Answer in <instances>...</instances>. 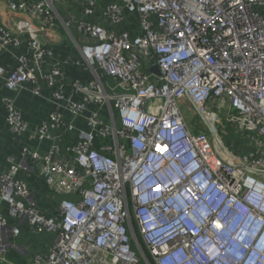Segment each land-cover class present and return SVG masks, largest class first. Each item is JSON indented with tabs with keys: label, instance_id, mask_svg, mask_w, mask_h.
<instances>
[{
	"label": "built area",
	"instance_id": "obj_1",
	"mask_svg": "<svg viewBox=\"0 0 264 264\" xmlns=\"http://www.w3.org/2000/svg\"><path fill=\"white\" fill-rule=\"evenodd\" d=\"M4 1L24 16L14 28L0 17V54L15 60L0 64V87L45 86L52 108L34 131L49 149L23 145L0 173V264H14L9 252L27 264H264V0ZM57 30L79 57H58ZM69 65L90 77L69 79ZM1 102L24 136L15 96ZM195 116L207 130L193 133ZM229 129L245 148L225 142ZM33 167L74 195L53 216L18 177ZM11 219L51 234L48 252L29 255Z\"/></svg>",
	"mask_w": 264,
	"mask_h": 264
},
{
	"label": "crops",
	"instance_id": "obj_2",
	"mask_svg": "<svg viewBox=\"0 0 264 264\" xmlns=\"http://www.w3.org/2000/svg\"><path fill=\"white\" fill-rule=\"evenodd\" d=\"M109 0L102 1V5L107 3ZM74 11L79 14V9L74 6ZM78 10V12H77ZM23 14L12 13L8 10L6 2L0 0V17L2 21L8 25L10 28H14V20L23 17ZM125 27V26H123ZM56 42L53 44V48L58 57L63 60L67 55H73L74 57H79L78 52L75 50L73 43L66 36L65 32L62 30H57ZM21 51H25V47L21 48ZM0 64L6 65L11 69L15 65V60L0 54ZM66 75L69 79H77L80 81L87 80L90 76L88 72L77 68L74 65H69L65 67ZM30 85L26 86L16 92L8 91L4 87H0V173L8 169L7 156L12 155L16 162L21 159V147L23 145H28L31 149H38L41 154L49 149L50 143L48 141H38L34 137V131L37 126L46 118L47 113L52 108V105L47 101L49 90L43 86L41 97L31 94L29 91ZM12 95L16 98V106L20 110L23 119L29 124L27 133L22 137H16L12 135L7 127L5 116L6 111L2 105L1 99L4 96ZM68 117V116H67ZM75 126L77 128H82V121L79 119L74 120ZM76 132L73 131L67 140V145L74 142ZM18 177L26 181L30 191L37 206L42 210V212L47 216L55 215L58 202L64 198H73L72 194H57L52 191L48 185L45 183L43 178L40 176L37 167H33L30 171H20ZM3 212L6 214V206H0ZM11 224H17L20 228V236L17 239L19 244H22L29 252V255L35 253L46 254L53 241V236L51 234H32L30 227L24 223L16 220H10ZM7 258L14 264H27L29 256H20L14 252H9Z\"/></svg>",
	"mask_w": 264,
	"mask_h": 264
},
{
	"label": "rangeland",
	"instance_id": "obj_3",
	"mask_svg": "<svg viewBox=\"0 0 264 264\" xmlns=\"http://www.w3.org/2000/svg\"><path fill=\"white\" fill-rule=\"evenodd\" d=\"M187 114L189 115V118H190V117H191V114L189 113V111H187ZM220 116H221V118L223 119V126H224V128L228 127L229 125H228V123H227L226 120H225L226 110H222V111L220 112ZM191 121L193 122V125L197 128V131H193L194 134L199 133V130H205V129H206L205 125L203 124V122L201 121V119H200L198 116L193 117V118L191 119ZM196 128H195V129H196ZM198 129H199V130H198ZM206 130H207V129H206ZM208 132H209V131H208ZM206 133H207V132H206ZM219 133H220L221 136L223 135L222 130H219ZM207 135H208V137L211 138V135H210L209 133H207ZM222 137H223V136H222ZM234 138H235V136H234L233 132L229 129V135L226 136V137H224L225 142H226V143H229L230 146L233 145V147H235L236 144H238L239 147H243V148H245V145H244L245 141H244V140L238 139V141H235ZM230 141H232V143H230ZM241 145H242V146H241ZM231 147H232V146H231Z\"/></svg>",
	"mask_w": 264,
	"mask_h": 264
},
{
	"label": "water",
	"instance_id": "obj_4",
	"mask_svg": "<svg viewBox=\"0 0 264 264\" xmlns=\"http://www.w3.org/2000/svg\"><path fill=\"white\" fill-rule=\"evenodd\" d=\"M41 40V38H39ZM42 41V40H41ZM150 72H153V73H158V69L156 66H153L150 68Z\"/></svg>",
	"mask_w": 264,
	"mask_h": 264
},
{
	"label": "trees",
	"instance_id": "obj_5",
	"mask_svg": "<svg viewBox=\"0 0 264 264\" xmlns=\"http://www.w3.org/2000/svg\"><path fill=\"white\" fill-rule=\"evenodd\" d=\"M141 241V240H140ZM141 244H142V246H143V248H145V246H144V244L142 243V241H141ZM146 251V250H145ZM146 253H147V251H146Z\"/></svg>",
	"mask_w": 264,
	"mask_h": 264
}]
</instances>
